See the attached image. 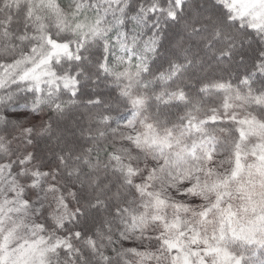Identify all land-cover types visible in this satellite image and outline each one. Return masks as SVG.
<instances>
[{
	"label": "snow or ice",
	"instance_id": "snow-or-ice-1",
	"mask_svg": "<svg viewBox=\"0 0 264 264\" xmlns=\"http://www.w3.org/2000/svg\"><path fill=\"white\" fill-rule=\"evenodd\" d=\"M0 264H264V0H0Z\"/></svg>",
	"mask_w": 264,
	"mask_h": 264
}]
</instances>
